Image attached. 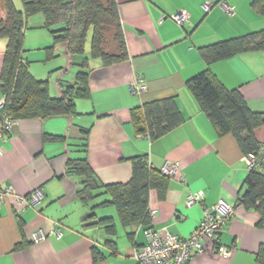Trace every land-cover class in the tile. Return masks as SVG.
<instances>
[{
  "label": "crops",
  "instance_id": "obj_1",
  "mask_svg": "<svg viewBox=\"0 0 264 264\" xmlns=\"http://www.w3.org/2000/svg\"><path fill=\"white\" fill-rule=\"evenodd\" d=\"M115 1L128 58L105 65L89 56L88 44L84 70L89 95L76 101V113L16 121L14 132L0 141V188L15 191L0 206V264H138L134 253L146 242V228L187 239L205 210L221 201L234 208V216L216 241L204 240L203 251L192 252L189 264H264L260 215L240 201L250 173L245 155L233 135L219 134L189 86L207 71L225 89L238 90L253 112L264 113V51L216 62H208L201 52L264 30V16L253 7L254 0ZM207 2L214 5L209 13L203 10ZM224 4L233 8L232 14ZM181 11L188 14L184 25L173 19ZM28 23L23 57L29 72L47 81L50 96L58 98L61 84L75 83L83 57H71L68 43L55 41L42 16ZM6 49L7 39L0 38V81ZM34 61L42 62L41 67ZM138 79L146 86L140 95L133 90ZM4 97L0 88V99ZM169 98L176 101L183 123L154 140L137 134L132 111ZM255 137L264 149V126L255 130ZM143 156L158 170L169 162L181 163L164 197L151 191L149 211L154 215L148 226L123 225L115 206H103L110 200L103 190L85 205L78 198L81 178L66 174L69 160L86 158L103 186L127 184L133 160ZM35 191L41 192V199L34 205L17 201L29 200ZM198 191L205 194L203 202L187 207L189 195ZM103 219H110L113 229L97 222ZM39 232L46 238L35 241Z\"/></svg>",
  "mask_w": 264,
  "mask_h": 264
},
{
  "label": "trees",
  "instance_id": "obj_2",
  "mask_svg": "<svg viewBox=\"0 0 264 264\" xmlns=\"http://www.w3.org/2000/svg\"><path fill=\"white\" fill-rule=\"evenodd\" d=\"M22 1L23 9L18 10L13 0H4L7 16L5 20L0 19V38L7 39L0 81V88L6 98L4 111L13 121L73 115L76 113V101L89 95V74L84 70L89 60L87 45L89 44V56L100 59L105 65L128 58L117 3L115 0ZM253 7L264 16V0H254ZM35 16H42L44 27L52 33L55 41L68 43L71 57H83L82 70L78 71L75 83L61 84L58 98L50 96L47 81L38 80L29 72L28 63L23 57L26 20ZM106 35L112 37L115 44L113 50H104ZM250 51H264V30L201 49L208 62L229 59ZM189 86L219 134L233 135L244 155H258L263 150L255 137V130L264 126V113L253 112L238 90L225 89L207 71L191 79ZM131 119L136 133L151 140L167 134L184 120L173 98L135 108ZM66 174L81 178L83 188L78 191V198L85 205L95 199L99 190L109 195L110 200L103 206H115L125 226L135 222L149 225L150 193L156 190L159 196L164 197L169 180L161 170L150 165L146 156L133 160V174L127 184L103 186L86 158L69 160ZM245 186L246 191L240 201L259 213L258 225L264 228V171L251 169ZM90 216L93 218L94 214ZM90 218H86L85 222ZM97 222L109 223V227L113 229L110 219ZM94 258L96 260L97 252L94 253Z\"/></svg>",
  "mask_w": 264,
  "mask_h": 264
},
{
  "label": "built area",
  "instance_id": "obj_3",
  "mask_svg": "<svg viewBox=\"0 0 264 264\" xmlns=\"http://www.w3.org/2000/svg\"><path fill=\"white\" fill-rule=\"evenodd\" d=\"M213 3L207 2L203 5V10L209 13L213 8ZM224 10L232 14L233 8L228 5H223ZM174 21L179 25H184L188 22V14L186 11H181L173 16ZM135 94H142L146 91V86L141 79L133 85ZM6 98L0 99V141L9 137L15 129L16 121L4 111ZM244 161L249 169H260L264 171V149L258 154H249L244 156ZM181 169L180 162L166 163L161 172L168 178L176 177ZM13 188H0V206L5 200L14 196ZM205 194L203 191L191 193L187 199V207H193L203 202ZM41 199V192L35 191L31 193L29 200L26 197H17V201L24 206H31ZM154 212L150 213V217ZM234 216V208L221 201L218 204L208 208L204 212V218L194 233L187 239H179L170 234L166 230H156L148 227L145 229L146 242L143 246L137 249L134 253V258L138 264H189L192 252L194 250L199 253L203 251V241H216L217 235L222 231L226 223ZM61 237V233L57 232ZM46 235L42 232L35 234V241H42ZM219 251L224 254H230L228 250L220 248Z\"/></svg>",
  "mask_w": 264,
  "mask_h": 264
},
{
  "label": "rangeland",
  "instance_id": "obj_4",
  "mask_svg": "<svg viewBox=\"0 0 264 264\" xmlns=\"http://www.w3.org/2000/svg\"><path fill=\"white\" fill-rule=\"evenodd\" d=\"M13 3H14L15 7L18 10H22L23 9V1L22 0H13ZM6 16H7V14H6V9H5V2H4V0H0V19L5 20ZM29 23H30V21H29ZM29 23H28V20H26V29H25V35L26 36H27L26 33H28L27 32L28 26H30ZM58 26L62 27L63 25H58ZM59 27H55V28L59 29ZM54 30H56V29H54ZM104 39L106 41V44L104 45V50L105 51L113 50L115 48V44H114V42L112 40V37H110V35H106V36H104ZM26 40H28V39H26ZM88 41H89V39H88ZM27 44H28V42H27ZM45 49H47V48H45ZM36 53L37 52L34 53L33 58L36 56ZM63 57H64V55L62 54L60 58H63ZM76 60L75 61L73 60V63H76ZM34 62H35L34 63L35 67H41L40 63H42V62H39V61H34ZM69 63H70V61H69V58H68V64ZM68 67H70V65H68Z\"/></svg>",
  "mask_w": 264,
  "mask_h": 264
}]
</instances>
